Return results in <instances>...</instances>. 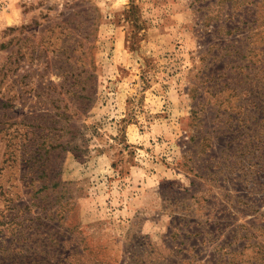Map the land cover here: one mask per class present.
<instances>
[{
  "label": "rangeland",
  "instance_id": "374dc122",
  "mask_svg": "<svg viewBox=\"0 0 264 264\" xmlns=\"http://www.w3.org/2000/svg\"><path fill=\"white\" fill-rule=\"evenodd\" d=\"M0 264H264V0L0 1Z\"/></svg>",
  "mask_w": 264,
  "mask_h": 264
},
{
  "label": "built area",
  "instance_id": "2783aa9c",
  "mask_svg": "<svg viewBox=\"0 0 264 264\" xmlns=\"http://www.w3.org/2000/svg\"><path fill=\"white\" fill-rule=\"evenodd\" d=\"M0 1H1V2H6V0H0ZM4 5H6V3H5ZM4 5H3V7L1 6V8L4 9Z\"/></svg>",
  "mask_w": 264,
  "mask_h": 264
}]
</instances>
